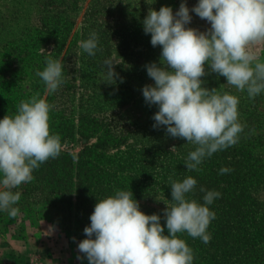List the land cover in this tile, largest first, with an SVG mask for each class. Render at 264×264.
Listing matches in <instances>:
<instances>
[{
  "label": "rangeland",
  "instance_id": "rangeland-1",
  "mask_svg": "<svg viewBox=\"0 0 264 264\" xmlns=\"http://www.w3.org/2000/svg\"><path fill=\"white\" fill-rule=\"evenodd\" d=\"M181 2L0 0V119L40 92L53 105L50 130L62 143L57 158L34 170L30 183L13 189L21 193L14 205L19 214L12 218L0 210V264H88L78 249L87 238L84 228L97 201L117 189L132 191L140 210L160 215L166 225L170 176L196 179L187 196L201 204L206 191L221 194L209 205L215 212L207 230L210 242L181 236L210 256L193 264H264V93L249 99L222 76L209 72L202 78L204 87L239 97L245 128L236 145L206 157L199 172L185 165L194 146L172 138L166 126L153 127L158 106L146 103L142 94L145 85H154L145 66H160L161 54L142 22L149 8L168 6L175 13ZM185 2L191 9L198 0ZM190 15L188 27H210ZM92 32L98 48L90 56L79 42ZM252 50L264 60L259 44ZM48 57L62 62L65 81L52 94L36 75ZM106 60L118 74L114 83L106 79ZM221 168L229 171L221 174Z\"/></svg>",
  "mask_w": 264,
  "mask_h": 264
},
{
  "label": "clouds",
  "instance_id": "clouds-1",
  "mask_svg": "<svg viewBox=\"0 0 264 264\" xmlns=\"http://www.w3.org/2000/svg\"><path fill=\"white\" fill-rule=\"evenodd\" d=\"M190 12L210 27L206 31L188 27ZM142 23L151 45L161 48L160 66L155 62L145 66L154 85L142 89L146 103L158 106L153 127L166 126L172 138L193 145L186 169L202 171L203 160L236 145L245 128L239 120V97L222 88L204 87L202 78L209 72L222 76L228 86L246 92L249 99L264 93V60L252 50L264 43V0H198L191 9L182 0L175 13L168 6L158 11L149 8ZM79 47L95 55L97 34L92 32ZM45 63L36 75L52 94L65 82L63 64L52 57ZM113 64L105 61L109 83L118 75ZM52 108L36 92L19 102L15 114L0 119V210L12 218L19 214L14 205L21 199V193L13 189L30 183L34 170L61 153V137L50 130ZM228 171L220 170L221 174ZM169 183L171 202L164 209L163 226L160 215L140 210L132 191L117 189L97 201L90 226L84 228L87 238L78 244L88 264H193V249L181 236L210 242L207 230L215 212L209 205L221 194L201 188L206 191L201 204L187 196L197 184L192 176L182 182L170 176Z\"/></svg>",
  "mask_w": 264,
  "mask_h": 264
},
{
  "label": "trees",
  "instance_id": "trees-1",
  "mask_svg": "<svg viewBox=\"0 0 264 264\" xmlns=\"http://www.w3.org/2000/svg\"><path fill=\"white\" fill-rule=\"evenodd\" d=\"M221 235H224V233H222ZM192 249H193V252H194V259L195 258H201L203 257L204 259H210V256L209 254L206 252L203 254L202 250H203V247H194L193 245H189ZM231 259V258H230Z\"/></svg>",
  "mask_w": 264,
  "mask_h": 264
},
{
  "label": "crops",
  "instance_id": "crops-1",
  "mask_svg": "<svg viewBox=\"0 0 264 264\" xmlns=\"http://www.w3.org/2000/svg\"><path fill=\"white\" fill-rule=\"evenodd\" d=\"M259 52L264 56V43L259 44Z\"/></svg>",
  "mask_w": 264,
  "mask_h": 264
}]
</instances>
